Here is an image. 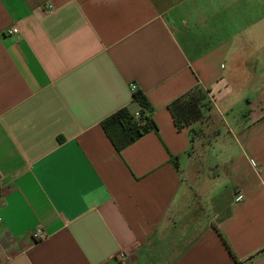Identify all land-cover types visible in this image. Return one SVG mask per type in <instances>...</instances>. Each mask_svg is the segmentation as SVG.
I'll use <instances>...</instances> for the list:
<instances>
[{"label":"crops","instance_id":"obj_1","mask_svg":"<svg viewBox=\"0 0 264 264\" xmlns=\"http://www.w3.org/2000/svg\"><path fill=\"white\" fill-rule=\"evenodd\" d=\"M131 83L156 130L116 151ZM0 264H264V0H0Z\"/></svg>","mask_w":264,"mask_h":264},{"label":"trees","instance_id":"obj_2","mask_svg":"<svg viewBox=\"0 0 264 264\" xmlns=\"http://www.w3.org/2000/svg\"><path fill=\"white\" fill-rule=\"evenodd\" d=\"M132 99L140 106L138 117L130 114L126 108H120L105 117L101 122V128L116 151H120L143 134L150 130H156V126L150 117L152 107L148 103L144 93L139 89L132 91ZM207 90L196 83L183 94L173 99L168 104L173 124L177 130L190 127L198 120H203L210 103ZM147 113V114H146ZM195 129L190 127L191 137ZM176 157H173L174 165H177ZM219 234V233H218ZM227 251L230 253L226 241L219 234ZM238 263V262H236Z\"/></svg>","mask_w":264,"mask_h":264},{"label":"rangeland","instance_id":"obj_3","mask_svg":"<svg viewBox=\"0 0 264 264\" xmlns=\"http://www.w3.org/2000/svg\"><path fill=\"white\" fill-rule=\"evenodd\" d=\"M194 129L195 130L193 131V136L197 140L193 146L192 151L195 153L197 159L201 160V164H204L205 161H202V159L206 157L207 155L204 154L205 150L203 148L206 142L209 141V137L211 136V131L205 128H194ZM208 166H209L210 171L215 170V167L213 166V163L210 160L208 162Z\"/></svg>","mask_w":264,"mask_h":264},{"label":"built area","instance_id":"obj_4","mask_svg":"<svg viewBox=\"0 0 264 264\" xmlns=\"http://www.w3.org/2000/svg\"><path fill=\"white\" fill-rule=\"evenodd\" d=\"M7 32L10 33V34H15V33L18 32V30H17L16 27H12ZM130 87H131V90L132 91H134L135 89H137V87H136V85L134 83H131ZM138 115H139L138 112L134 114L135 117H138ZM45 236H46L45 232L42 231V229H40V228H35V229H33V231H31V238L33 240H35V241L36 240H41V239L45 238ZM116 258H117V260L119 262H124L125 259L127 258V254L124 251L119 250L116 253Z\"/></svg>","mask_w":264,"mask_h":264}]
</instances>
